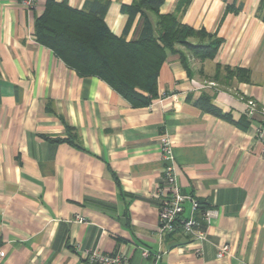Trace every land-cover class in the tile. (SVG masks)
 I'll list each match as a JSON object with an SVG mask.
<instances>
[{
	"label": "crops",
	"instance_id": "1",
	"mask_svg": "<svg viewBox=\"0 0 264 264\" xmlns=\"http://www.w3.org/2000/svg\"><path fill=\"white\" fill-rule=\"evenodd\" d=\"M46 1L28 9L21 0H0V264H101L87 250L120 254L130 264H264V152L257 134L264 0H191L182 23L223 42L214 59L188 55L189 71L179 53H169L159 97L144 107L98 76L79 75L36 40L35 19ZM108 1L105 21L122 35L128 22L122 5L133 0ZM177 2L164 0L161 12H173ZM140 21L137 15L127 39L137 36ZM218 66L220 81L213 78ZM227 66L249 69L250 80L226 79ZM204 93L228 116L200 107ZM249 100L260 110L253 116L245 112ZM163 134L182 190L217 210L210 224H200L203 241L181 225L160 231ZM191 215L186 202L181 218ZM226 243L229 253L218 257Z\"/></svg>",
	"mask_w": 264,
	"mask_h": 264
},
{
	"label": "trees",
	"instance_id": "2",
	"mask_svg": "<svg viewBox=\"0 0 264 264\" xmlns=\"http://www.w3.org/2000/svg\"><path fill=\"white\" fill-rule=\"evenodd\" d=\"M190 1L178 0L175 10L168 13L161 12L164 0H133L123 4L122 11L128 15V22L123 34L117 35L105 21L108 0H87L84 9L73 8L66 0H47L43 13L35 19L34 35L79 75L98 76L133 106L144 107L159 97L158 78L169 53H179L189 71L188 55L201 61L214 59L223 42L204 28L182 23L180 13ZM137 15L141 20L139 32L135 38L127 39ZM178 45L185 50L177 48ZM221 68L217 67L215 80L220 81ZM224 71L226 79L250 80L247 68L227 66ZM196 103L217 115L228 116L205 93ZM199 201L201 208H205ZM179 225L181 216L177 228Z\"/></svg>",
	"mask_w": 264,
	"mask_h": 264
},
{
	"label": "built area",
	"instance_id": "3",
	"mask_svg": "<svg viewBox=\"0 0 264 264\" xmlns=\"http://www.w3.org/2000/svg\"><path fill=\"white\" fill-rule=\"evenodd\" d=\"M40 0H21L23 6L28 9L35 8ZM260 111L256 102L249 100L246 102V114L253 116ZM257 134L262 141V150L264 152V111L263 115L257 126ZM161 152L163 159L165 160V166L163 168L164 183L157 189L156 195L160 199V211H159V225L160 231L165 233H171L176 230L178 219L184 211L186 202L191 205L192 215L189 217L181 218L182 230L184 233L194 237L199 241L206 239V232L201 230V222L207 224L211 223L214 216L217 215V210L211 207L201 208L202 204L198 198L185 193L177 178V166L173 154L172 142L168 134H163L160 139ZM199 212V217L195 215ZM77 219L84 220L83 216H77ZM230 244L226 243L222 245L218 250V257H223L229 253ZM143 255L148 256L149 250L144 249ZM197 254H202V247L196 249ZM88 258L92 263L101 264H130L129 259L126 256L120 254H108L101 253L97 250H87ZM4 257V251L0 248V258Z\"/></svg>",
	"mask_w": 264,
	"mask_h": 264
},
{
	"label": "rangeland",
	"instance_id": "4",
	"mask_svg": "<svg viewBox=\"0 0 264 264\" xmlns=\"http://www.w3.org/2000/svg\"><path fill=\"white\" fill-rule=\"evenodd\" d=\"M178 47H180V46H178ZM181 47L185 50V48H184L182 45H181ZM181 47H180V48H181Z\"/></svg>",
	"mask_w": 264,
	"mask_h": 264
}]
</instances>
